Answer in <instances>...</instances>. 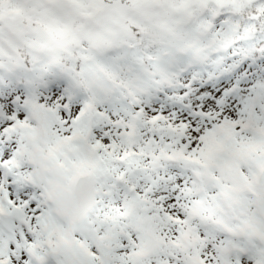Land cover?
I'll list each match as a JSON object with an SVG mask.
<instances>
[{"label": "snow or ice", "instance_id": "6c2138e0", "mask_svg": "<svg viewBox=\"0 0 264 264\" xmlns=\"http://www.w3.org/2000/svg\"><path fill=\"white\" fill-rule=\"evenodd\" d=\"M0 264H264V0H0Z\"/></svg>", "mask_w": 264, "mask_h": 264}]
</instances>
